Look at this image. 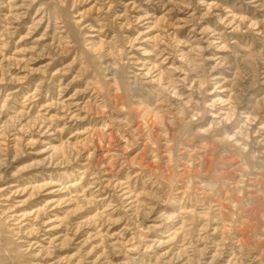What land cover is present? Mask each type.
Returning <instances> with one entry per match:
<instances>
[{"label":"rangeland","instance_id":"1","mask_svg":"<svg viewBox=\"0 0 264 264\" xmlns=\"http://www.w3.org/2000/svg\"><path fill=\"white\" fill-rule=\"evenodd\" d=\"M0 264H264V0H0Z\"/></svg>","mask_w":264,"mask_h":264}]
</instances>
